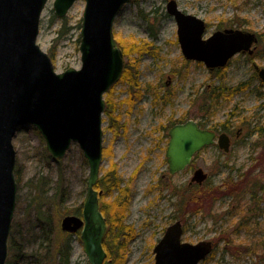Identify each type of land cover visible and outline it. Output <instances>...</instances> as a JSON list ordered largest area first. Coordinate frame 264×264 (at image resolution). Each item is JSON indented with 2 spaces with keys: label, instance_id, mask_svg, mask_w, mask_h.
<instances>
[{
  "label": "rangeland",
  "instance_id": "rangeland-1",
  "mask_svg": "<svg viewBox=\"0 0 264 264\" xmlns=\"http://www.w3.org/2000/svg\"><path fill=\"white\" fill-rule=\"evenodd\" d=\"M169 1L132 2L114 23L115 38L123 44L134 37L152 42L150 22L142 14L149 16L158 34L153 42L157 55L124 56L125 67L129 59H138L139 81L156 89L145 91L131 113L127 104L117 110L118 125H124L117 134L108 128L111 120L106 114L107 103L103 115L101 175L116 163L124 185H130L126 222L136 229V235L127 247L125 264H155L154 248L177 220L184 226L183 241L195 244L208 240L215 244L213 253L200 264H264V132L260 131H264V84L253 67L264 66V0H176L181 10L206 21L205 37L224 28L260 36L253 60L239 53L225 68L214 71L203 63L186 61L178 41L177 23L167 12ZM53 3L49 0L42 13L38 44L52 58L58 73L70 67L79 69L86 2L77 1L63 19L56 17ZM114 88L115 101L128 97L125 83L119 81ZM188 119L231 133V149L226 153L215 142L200 151L190 167L171 175L166 160L169 138L167 141L163 134L171 127L170 121ZM14 145L16 167L23 171V186L21 191L18 189L14 218L19 232L12 235L31 249L35 246V221L31 216L34 211L27 213L31 198L26 182L41 173L55 182L62 172L72 205L87 189L89 165L78 143L72 144L63 159H46L45 140L33 127L19 130ZM197 168L208 173L205 189L210 191L198 202L189 200L185 191ZM253 195L261 197L262 211L256 220L259 228L249 232L241 223L243 217L256 215ZM247 244L256 246V254L246 256ZM72 245V263L89 264L80 233L74 235ZM108 262L105 260V264Z\"/></svg>",
  "mask_w": 264,
  "mask_h": 264
},
{
  "label": "water",
  "instance_id": "water-1",
  "mask_svg": "<svg viewBox=\"0 0 264 264\" xmlns=\"http://www.w3.org/2000/svg\"><path fill=\"white\" fill-rule=\"evenodd\" d=\"M78 0H55L58 18H64ZM133 0H85L81 28V68L58 73L52 58L38 44L41 16L48 0H0V264L9 256V239L17 207L15 178L17 151L14 137L27 126L43 136L53 160L63 159L78 143L89 164L87 192L82 217L67 215L61 220L64 232L80 239L89 264H104L103 247L108 227L101 209L103 191L95 189L103 164V115L105 94L119 82L125 61L118 47L114 23ZM167 12L178 25V40L184 57L203 62L209 69L225 67L240 52L253 54L255 33L239 29L216 31L204 39L206 22L179 8L176 0ZM264 82V67L255 65ZM166 150L170 174L191 165L194 155L214 144L216 134L194 120L169 130ZM218 144L230 151V139L222 133ZM208 174L198 168L191 183L202 185ZM180 220L170 225L155 246V264H200L213 251L212 241L192 244L182 241Z\"/></svg>",
  "mask_w": 264,
  "mask_h": 264
},
{
  "label": "trees",
  "instance_id": "trees-1",
  "mask_svg": "<svg viewBox=\"0 0 264 264\" xmlns=\"http://www.w3.org/2000/svg\"><path fill=\"white\" fill-rule=\"evenodd\" d=\"M135 1L137 3L139 2V0ZM142 18L150 22L148 24V29L150 37H152L153 40L149 42L146 39H137L134 37L129 43L123 44L121 39L119 40L117 38L118 45L126 58H129L128 55L133 53L139 54L140 56L146 53L157 55L156 48L153 45V42L158 37L155 25L152 24L153 21H150L148 15L142 14ZM64 28L60 31L62 35L65 34ZM253 58L254 57H248L249 60ZM139 75L138 59L135 58L132 61L129 59L120 80L121 83H125L127 86L126 92L128 93V97L121 101H115V86L105 95L107 103L106 114L111 120L108 128L116 134L118 130L124 128V125H118L120 117L116 116L117 110L127 104L129 107L128 112L131 113L133 107L137 101L142 98L145 91H150L152 90L151 88L156 89V87H153L151 84L144 86L139 81ZM183 121L184 120H173L170 121L169 124L172 126ZM260 131L264 132L263 130ZM163 138H168L166 132L163 134ZM107 150H105V152L108 154L110 150ZM44 154L47 156L46 159L50 158L46 151H44ZM15 176L18 189L21 191L23 186L22 169L16 167ZM87 180L88 178L85 179L86 182ZM208 184L209 180L203 186H198L196 184L188 185L185 189L188 193V199L198 202L201 197H206L207 194L205 193L210 192L205 189V186ZM26 187L31 198L27 213L34 211L31 216L35 221V233L32 241L35 246L29 249L25 242L12 235V233L19 228L17 222L13 223L9 243V257L6 264H73L71 258L74 235L63 232L60 227V221L66 215L82 216L86 191L82 190L80 193V201L71 205L70 189L66 186L62 172L59 173V177L55 182L49 175L42 173L35 175L26 182ZM95 189L98 191L103 190L104 192L100 199L102 213L106 218L108 226L107 236L103 243L107 253L106 260L109 261V264H125L127 247L136 235V229L126 222L131 200L130 185H124V181L118 172L116 163H112L100 176ZM20 196H18V201L20 200ZM252 198L256 200L254 209L256 215L254 218L243 217L241 223L246 229H249V232H254V230L256 231V229L259 228V223L256 222V220L259 218V213L262 211V207H260L261 197L258 199L253 195ZM190 214L193 213L191 212ZM17 232H19V229ZM255 248L256 246L247 244L245 248L247 249L246 256L256 254L254 253L256 250Z\"/></svg>",
  "mask_w": 264,
  "mask_h": 264
},
{
  "label": "flooded vegetation",
  "instance_id": "flooded-vegetation-1",
  "mask_svg": "<svg viewBox=\"0 0 264 264\" xmlns=\"http://www.w3.org/2000/svg\"><path fill=\"white\" fill-rule=\"evenodd\" d=\"M258 41H260L259 40V38H258ZM251 56H253V55H251ZM187 61V60H186ZM187 62H190V61H187ZM256 76L258 77V74L256 73ZM192 120H194V119H192ZM195 121H197V120H195ZM198 123V125L201 127V128H205V129H208V130H210V131H212V132H214L217 136H219L220 134H222V133H225V134H227L228 135V137H229V139H230V147H231V137H230V134L231 133H228V132H226V131H222V130H216L214 127H207V126H205L202 122H197ZM164 139H166L167 140V138H164ZM167 163H168V160H167ZM169 165V164H168ZM190 185H192V184H190ZM214 244V243H213Z\"/></svg>",
  "mask_w": 264,
  "mask_h": 264
}]
</instances>
